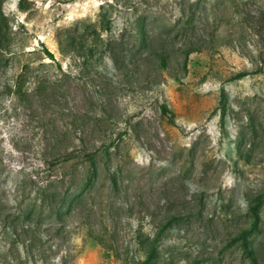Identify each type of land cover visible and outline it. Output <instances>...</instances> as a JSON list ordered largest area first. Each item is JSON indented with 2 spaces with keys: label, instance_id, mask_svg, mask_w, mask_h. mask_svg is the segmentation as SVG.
Here are the masks:
<instances>
[{
  "label": "rangeland",
  "instance_id": "obj_1",
  "mask_svg": "<svg viewBox=\"0 0 264 264\" xmlns=\"http://www.w3.org/2000/svg\"><path fill=\"white\" fill-rule=\"evenodd\" d=\"M263 15L0 0V264H139L152 246V264H253L234 237L264 195ZM257 211L264 264V196Z\"/></svg>",
  "mask_w": 264,
  "mask_h": 264
},
{
  "label": "trees",
  "instance_id": "obj_2",
  "mask_svg": "<svg viewBox=\"0 0 264 264\" xmlns=\"http://www.w3.org/2000/svg\"><path fill=\"white\" fill-rule=\"evenodd\" d=\"M264 18V15H263ZM47 57L50 59H54L53 54L50 51H44ZM161 63H164L163 57L160 58ZM246 75V72H240L237 75H235L234 78L242 77ZM161 113L164 115H167L168 119L172 122L173 118L172 115L167 111V109L164 106H161ZM72 156L70 155L67 160H70ZM264 195H258L256 197V202L254 204H251L248 206V212L252 216V220L250 223L246 226L243 227L234 237V239H237L239 242V245L242 247V249L246 252L247 256L249 257L250 261L253 264H257L256 256L254 253V250L251 245L248 243V234L257 228L258 222L260 220L259 214L257 211V205L258 203L262 200ZM28 220V215L25 216ZM153 254H154V247L152 246L146 256L139 262V264H152V259H153Z\"/></svg>",
  "mask_w": 264,
  "mask_h": 264
}]
</instances>
